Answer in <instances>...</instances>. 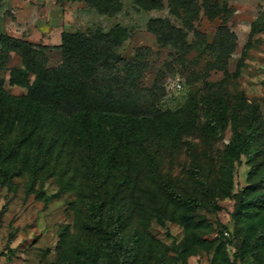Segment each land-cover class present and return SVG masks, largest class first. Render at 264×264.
Masks as SVG:
<instances>
[{
    "label": "rangeland",
    "instance_id": "1",
    "mask_svg": "<svg viewBox=\"0 0 264 264\" xmlns=\"http://www.w3.org/2000/svg\"><path fill=\"white\" fill-rule=\"evenodd\" d=\"M196 1L197 16L189 13L191 6L178 17L169 0H0V34L26 42L25 52L49 68L63 64L66 34L120 40L108 55L113 69L107 75L128 77L124 83L131 86L121 89L113 81L105 101L96 92L93 108L130 95L134 112L158 118L136 152L145 160L123 171V215L130 216L120 239L131 250L130 264H264L261 0ZM256 19L259 32L243 55ZM24 68V54L0 41L3 88L54 105L44 75L28 73L30 86L17 83L20 74L12 79L15 69ZM220 98L229 121L209 138L202 126ZM82 104L80 98L61 104L33 125L17 118L16 106H6L0 182L4 170L9 175L0 187V264H89L92 248L98 264H115L111 248L91 230L87 211L93 188L102 187L106 200L116 182L96 176L94 135L75 138L58 130L70 108ZM56 116L60 120L53 122ZM232 116L239 132L248 124L256 139L235 163L230 182L225 167ZM106 130L110 144L117 134ZM169 182L179 199L168 195ZM185 196H197L206 207L190 206Z\"/></svg>",
    "mask_w": 264,
    "mask_h": 264
},
{
    "label": "trees",
    "instance_id": "2",
    "mask_svg": "<svg viewBox=\"0 0 264 264\" xmlns=\"http://www.w3.org/2000/svg\"><path fill=\"white\" fill-rule=\"evenodd\" d=\"M208 1V0H206ZM171 9L175 15L182 17L181 8H190L194 6L189 13L195 17L200 12L199 3L196 0H169ZM264 17V13L260 12ZM259 19H256L251 26L250 37L245 45L243 55H246L253 36L259 32ZM121 32L125 30L120 28ZM154 32L156 30L154 29ZM0 41L5 45L18 50L24 54V69H15L12 79H16L15 74H20L21 79L17 83L30 86L28 73H34L46 80V86L52 92L51 103H43L28 97L17 96L9 93L0 84V125H5L4 117L6 106L12 104L16 106L17 118L28 125H33L41 119L44 113L57 110L61 104L71 103L80 98L83 104L73 109L67 116V121L58 125V130L62 134H71V136L83 137L92 136L96 141L94 147V169L97 171V178L103 177L104 181L115 180L114 188L108 193V199L104 200V191L102 187L95 186L92 190V197L89 203L87 216L92 226L91 230L100 235L106 246L111 248L115 264H130L131 250L125 248L120 239V234L125 228L128 218L123 215L124 204L121 202L122 192L127 187L128 177L125 175L124 167L134 165L145 160L143 155L136 154L140 146L144 144V138H150L151 132L157 126L158 118L152 114H138L132 108V97L126 95L121 99L104 104L102 108L94 110L96 105L97 93L103 96L107 86L122 84L130 87L131 84L124 83L128 77L107 75L113 66L111 65L109 53L113 51L120 40H113V36L108 34H98L96 37H90L81 33L66 34L63 39V64L60 67H46L45 62L38 58L36 54L29 55L24 50V41L10 36L1 35ZM113 53V52H112ZM111 53V54H112ZM244 59L241 58L238 69ZM97 92V93H96ZM218 106L212 105L205 116V123L202 126V133L209 138L217 136L225 130L229 121L227 105L223 99L218 100ZM234 136L226 150L228 166L225 167V174L229 181H232V171L236 162H239L242 155L250 151V146L256 139L254 130L247 124L246 131L241 133L237 128V116H232ZM59 121L57 116L54 121ZM72 122V123H70ZM107 127L113 128L116 133L110 144L106 142ZM73 131H71V130ZM161 129L159 130V132ZM147 134V136H146ZM193 173L198 174V167L194 166ZM9 175L8 170L2 172L3 180L0 187L6 185ZM118 179V180H117ZM167 193L172 199H179V194L173 189L169 182ZM184 201L190 206L206 207L204 201L197 196H185ZM46 202L50 201L47 197ZM107 216L109 220H107ZM98 251L90 249L88 252L89 264H98Z\"/></svg>",
    "mask_w": 264,
    "mask_h": 264
},
{
    "label": "built area",
    "instance_id": "3",
    "mask_svg": "<svg viewBox=\"0 0 264 264\" xmlns=\"http://www.w3.org/2000/svg\"><path fill=\"white\" fill-rule=\"evenodd\" d=\"M259 11H260L261 13H264V0H261V1H260Z\"/></svg>",
    "mask_w": 264,
    "mask_h": 264
}]
</instances>
